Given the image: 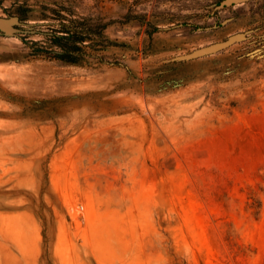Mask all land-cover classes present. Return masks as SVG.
Here are the masks:
<instances>
[{
  "label": "rangeland",
  "instance_id": "1",
  "mask_svg": "<svg viewBox=\"0 0 264 264\" xmlns=\"http://www.w3.org/2000/svg\"><path fill=\"white\" fill-rule=\"evenodd\" d=\"M221 1L0 0V264H264V0Z\"/></svg>",
  "mask_w": 264,
  "mask_h": 264
},
{
  "label": "water",
  "instance_id": "2",
  "mask_svg": "<svg viewBox=\"0 0 264 264\" xmlns=\"http://www.w3.org/2000/svg\"><path fill=\"white\" fill-rule=\"evenodd\" d=\"M258 0H222L219 4L213 6V11L222 10L224 8L232 7L234 5L245 4ZM20 26L19 20L14 17L4 18L0 17V34L5 36H15L18 33H30L29 31H22L18 29ZM248 33H236L221 42H217L199 49H196L188 54L177 56L172 61L186 62L194 59L202 58L205 56L216 54L223 51L234 44L243 42L247 39Z\"/></svg>",
  "mask_w": 264,
  "mask_h": 264
},
{
  "label": "trees",
  "instance_id": "3",
  "mask_svg": "<svg viewBox=\"0 0 264 264\" xmlns=\"http://www.w3.org/2000/svg\"><path fill=\"white\" fill-rule=\"evenodd\" d=\"M66 32H68V30H66ZM68 33H70V34L73 36V34H72L71 31L68 32ZM74 36H75V35H74ZM52 54L55 55V56H57L59 59L67 60V61L72 62V63H74L75 61H77V60L75 59V57L72 56V54H70V53H52ZM73 57H74V58H73Z\"/></svg>",
  "mask_w": 264,
  "mask_h": 264
}]
</instances>
